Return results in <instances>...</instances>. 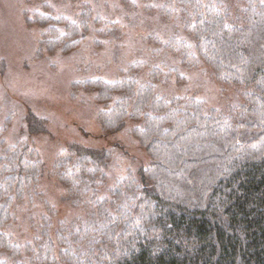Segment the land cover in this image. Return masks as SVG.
<instances>
[{
  "label": "trees",
  "instance_id": "trees-1",
  "mask_svg": "<svg viewBox=\"0 0 264 264\" xmlns=\"http://www.w3.org/2000/svg\"><path fill=\"white\" fill-rule=\"evenodd\" d=\"M161 10L179 11L191 37L165 48L184 67L205 65L218 83L238 88L243 103L218 109L193 96L159 95L161 70L140 77L142 62L116 80L83 82L102 105L100 130L132 122L148 160L99 195L112 150H128L121 143L64 147L49 174L77 202L93 189L87 215L67 225L50 211L34 217L42 160L24 143L4 146L0 264H264V2L247 0L232 11L222 0H162ZM88 12L54 18L61 30L45 32L42 47L76 48ZM36 15L33 23L46 26L49 15Z\"/></svg>",
  "mask_w": 264,
  "mask_h": 264
},
{
  "label": "rangeland",
  "instance_id": "rangeland-1",
  "mask_svg": "<svg viewBox=\"0 0 264 264\" xmlns=\"http://www.w3.org/2000/svg\"><path fill=\"white\" fill-rule=\"evenodd\" d=\"M222 1L232 11L247 3ZM161 7L162 0H0V151L24 143L42 160L35 218L50 211L56 213L54 220L60 218L68 225L76 214L84 211L87 215L85 200L93 189L81 192L77 202L73 190L67 193L69 188L49 174L68 144L111 147L121 143L128 150L127 154L112 150L106 184L96 188L99 195L106 193V185L131 175L148 160L131 133L132 122L115 131L100 130L97 116L102 105L83 82L116 80L130 65L142 62L140 77L153 67L161 70L154 81L159 95L193 96L208 108L218 109L231 101L243 103L238 88L218 83L205 65L184 67L180 58L165 48L171 41H191V37L181 13L165 16ZM85 10L89 11L88 29L76 48L64 50L62 44L42 47L45 32L57 26L61 30L54 18L77 20L84 17ZM36 14L49 15L46 26L33 23ZM20 223L25 226L22 220ZM26 230L23 237L28 240L32 231Z\"/></svg>",
  "mask_w": 264,
  "mask_h": 264
}]
</instances>
